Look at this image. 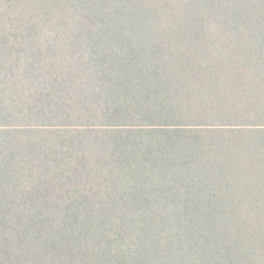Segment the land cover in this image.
Segmentation results:
<instances>
[{
	"label": "trees",
	"instance_id": "16d2710c",
	"mask_svg": "<svg viewBox=\"0 0 264 264\" xmlns=\"http://www.w3.org/2000/svg\"><path fill=\"white\" fill-rule=\"evenodd\" d=\"M0 264H264V0H0Z\"/></svg>",
	"mask_w": 264,
	"mask_h": 264
}]
</instances>
